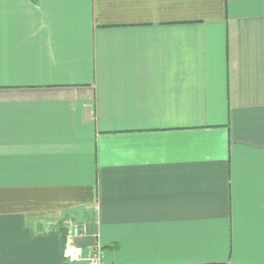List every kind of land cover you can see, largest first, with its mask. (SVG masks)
<instances>
[{
	"label": "crops",
	"instance_id": "0c3cea01",
	"mask_svg": "<svg viewBox=\"0 0 264 264\" xmlns=\"http://www.w3.org/2000/svg\"><path fill=\"white\" fill-rule=\"evenodd\" d=\"M74 228L102 264H264V0H0V264Z\"/></svg>",
	"mask_w": 264,
	"mask_h": 264
},
{
	"label": "built area",
	"instance_id": "2783aa9c",
	"mask_svg": "<svg viewBox=\"0 0 264 264\" xmlns=\"http://www.w3.org/2000/svg\"><path fill=\"white\" fill-rule=\"evenodd\" d=\"M80 233L79 228H74L69 235L70 241H68L66 246V261L68 264H102L101 262V253L95 255H86L82 247L76 246L73 241V237Z\"/></svg>",
	"mask_w": 264,
	"mask_h": 264
}]
</instances>
